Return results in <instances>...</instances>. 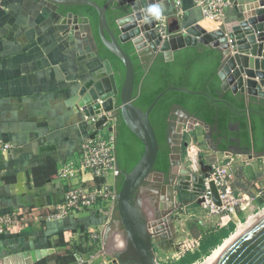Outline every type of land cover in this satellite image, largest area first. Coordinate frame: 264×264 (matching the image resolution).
Masks as SVG:
<instances>
[{
	"label": "water",
	"instance_id": "95a60500",
	"mask_svg": "<svg viewBox=\"0 0 264 264\" xmlns=\"http://www.w3.org/2000/svg\"><path fill=\"white\" fill-rule=\"evenodd\" d=\"M43 1L53 4L56 8L74 5L92 7L97 13L99 40L124 66L125 74L121 86L118 87L110 61L107 58H100L102 71L81 80L76 89L77 106L86 116L111 112L115 119L119 118L142 144L141 155L135 164L129 171L120 172L122 177L111 218H116L113 224L118 225L123 233L124 246L110 253L113 258L111 263L159 264L153 248L154 239L159 238L160 232L174 226L172 217L174 211L176 214L181 213L182 207L187 206L188 202H193L195 205L201 202V198L197 199V197L202 194L203 179L210 171L209 165L202 166L201 162L200 173L185 166L181 157L183 132L193 130L196 125L207 129L212 127L215 131L216 128L189 114L181 106H172L167 118V141L170 148L167 173L170 179L169 183L165 184V174L154 169L159 145L149 113L159 98L170 89L187 93L203 92L168 86L154 97L145 110L140 109L133 104L134 67L122 44L131 42L141 61H149L157 53H161L164 60L170 61L173 59L174 51L198 44L217 48L222 53V60L217 70L221 80L220 90L229 89L232 93L243 94L246 101L254 98L264 102V0H259L248 10L240 6L237 23L227 27L225 23L216 26L195 23L182 28L179 19L172 17L167 24L166 38H162L156 31L157 20L151 23L143 22L144 9L154 0H106L101 6L94 0ZM113 3L119 8L116 13H120L114 19L115 29L109 26L106 19V10ZM58 15L73 24L84 23L89 35H93L88 17L65 9ZM92 39L97 48L94 37ZM176 113L178 116L175 118ZM105 119L106 116H102L95 123V127H99ZM204 140L211 149L217 151V143L212 139L211 133H208ZM48 147L45 146V149ZM224 152L227 160L234 159L239 154L246 156V169L252 177L253 171L248 162L264 157V150H243L233 146H229ZM188 183L193 186L189 191L183 187ZM146 185L152 186V190L155 191L154 203H150V206L156 204L157 209L144 206L142 197L146 194ZM176 186L180 193L179 201L176 200ZM209 188L213 203L219 205L220 200L213 181L209 182ZM143 190L145 192L139 196ZM165 200L170 203L167 207ZM151 215L159 223L150 224ZM110 224L111 227L113 224ZM109 226L106 229L107 238ZM177 234L176 231L175 235ZM159 245L163 247L164 243L160 242ZM75 264H89V261L83 260L80 254H76ZM203 264H264V210Z\"/></svg>",
	"mask_w": 264,
	"mask_h": 264
},
{
	"label": "crops",
	"instance_id": "0c3cea01",
	"mask_svg": "<svg viewBox=\"0 0 264 264\" xmlns=\"http://www.w3.org/2000/svg\"><path fill=\"white\" fill-rule=\"evenodd\" d=\"M179 1L182 28L195 23L212 25L203 21L193 0ZM258 1H231L225 11V26L237 23L240 6L248 10ZM165 6V12H172L174 0L165 1ZM63 11L62 6L56 8L43 0H0V140L11 144V149L0 155V213L33 215L24 221V230L0 234V264H40L44 258L49 263L56 252L83 239V230L67 228L68 219H82L94 211L104 215L91 210L60 220L42 218L66 189L55 177L58 168L79 153L88 131L77 106L76 89L81 80L102 71L93 35L84 23L73 24L58 15ZM214 132L212 127L198 125L184 130V162L190 170L193 156L197 162L200 154L204 159L227 158L225 152L211 149L204 140ZM252 171H256L254 167ZM185 207L196 205L188 202ZM192 220L205 225L202 220Z\"/></svg>",
	"mask_w": 264,
	"mask_h": 264
},
{
	"label": "trees",
	"instance_id": "16d2710c",
	"mask_svg": "<svg viewBox=\"0 0 264 264\" xmlns=\"http://www.w3.org/2000/svg\"><path fill=\"white\" fill-rule=\"evenodd\" d=\"M103 5L106 0H94ZM66 11L88 17L92 34L96 41L98 55L101 59H108L112 65L118 87L121 86L125 69L121 61L111 54L101 43L97 33V13L87 5L63 7ZM116 3L106 10L109 26L115 29L114 19L120 13ZM117 32V31H116ZM122 48L129 56L134 67L133 104L145 110L154 97L168 86L183 87L193 92L187 93L176 89L166 91L156 102L149 113L150 122L155 130L159 149L154 169L167 173L169 167L170 148L167 141V118L174 105L181 106L189 114L200 118L206 124L216 128L212 139L217 143V151L224 152L229 146H237L243 150H264V102L254 98L246 101L243 94L232 93L231 90L221 91V80L217 70L222 60L219 49L207 45L187 46L173 53V59L164 60L161 53H157L149 61H141L131 42L122 44ZM115 137L116 164L121 171H129L138 160L142 152V144L138 138L118 118ZM122 174L116 181L119 188ZM263 198L258 199L262 203ZM105 218L96 211L82 219L69 220L68 229H86L89 223H100ZM235 228L233 221L227 226L210 227L198 234L200 245L194 252H186L178 260L169 264H191L201 257L208 255L211 250L226 238ZM87 243L90 242L88 236ZM85 237L75 246L71 245L66 251L56 252L57 255L40 264H75L76 254L82 247L86 248ZM78 247V248H77ZM91 245L88 251H91Z\"/></svg>",
	"mask_w": 264,
	"mask_h": 264
},
{
	"label": "built area",
	"instance_id": "2783aa9c",
	"mask_svg": "<svg viewBox=\"0 0 264 264\" xmlns=\"http://www.w3.org/2000/svg\"><path fill=\"white\" fill-rule=\"evenodd\" d=\"M193 3L202 14L203 21L215 26L225 22V11L231 4L230 0H193ZM182 14L180 1L174 0L172 12L164 14L162 19L157 20L156 31L162 38L168 36L167 24L170 18L180 19ZM102 116H106L105 121L99 127H95V123ZM83 122L88 126V131L82 137L79 153L66 159L56 172V179L63 181L66 189L62 199L42 216L46 221L78 217L91 210H98L107 217L114 206L117 193L116 181L120 176L115 157L117 120L111 112H102L96 115H84ZM10 149L9 142L0 140V155ZM209 167L210 171L202 183L203 192L197 197V199L201 198V202L193 208L182 207L181 213H177L179 219L201 221L202 217L198 210H202L209 216L217 217L216 221L220 220L219 225H224L228 219H233L238 211L244 212L250 206L252 198L247 191L232 184L236 173L234 159L225 158L211 162ZM244 178L241 174V180ZM210 181H213L217 188L219 205L212 201ZM31 217L33 215L30 212L26 215H22L21 211L0 213V234L10 230H24V221L27 222ZM106 222L87 226L82 233H89L90 241L95 242L100 239L101 226L104 227ZM184 233L182 238H178V232L175 239L178 245L173 248L170 256H166L170 261L178 260L186 252L198 250L200 236H192L187 230H184Z\"/></svg>",
	"mask_w": 264,
	"mask_h": 264
},
{
	"label": "rangeland",
	"instance_id": "374dc122",
	"mask_svg": "<svg viewBox=\"0 0 264 264\" xmlns=\"http://www.w3.org/2000/svg\"><path fill=\"white\" fill-rule=\"evenodd\" d=\"M186 142H182L181 145V157L183 160V163L185 164V166L188 168V164L186 162H184V157L185 156V149H186ZM195 159L196 164L198 169L194 168V163L192 162L191 167L192 170L196 173H200V166L199 163L201 162L202 166L205 165H209V163L211 162H216V161H221L223 159L220 158H212V157H207L205 160L203 159L202 154H200L198 156L199 160L197 162V159L195 156L192 157V159ZM247 161V157L244 155H236L234 157V165H235V177L233 178L232 184L234 187L238 186L240 188H243L247 191V193L250 195V197L252 198L250 201V206L247 208V210H245L244 212H237V214L233 217V219H228V221L226 223H224V225H219L218 222L220 223V220L216 221L217 217L214 216H209L206 214L205 211L200 210V216L202 217V221L205 222V225L202 226L200 224H198L196 221L192 220V219H183L181 221V219H179L178 215L176 214V212L174 211V213L172 214L173 217V224L174 226H172V228H168L167 230L160 232L161 234L158 235L159 238H155L154 239V244H153V248L155 251V254L157 256V260L159 262V264H169L171 261L169 259L166 258V256H170L173 253V246H177L178 242H175V239H177V236L175 235V232L178 231L179 235L178 238H182L185 233L184 230L189 231L190 235H198L200 233H202L205 230H208L210 227H221V226H227V223L229 221H233L234 224L236 225L238 222H245L246 220H248V217H251L253 215H255L254 213L256 211H258L264 204V157L261 158H257V159H252L248 162V164L250 165V167H254L256 171H254V177L250 176V174L248 173L247 169H246V165L245 162ZM189 169V168H188ZM243 171H246L247 174H245V178L243 180H241V174L243 173ZM145 187H147L146 192L145 190H143L142 192H140L139 196H141V194L143 192H145V196L142 197V199H144V206L148 205L150 206V203H154V196H155V191H153L150 186L146 185ZM184 188H186L187 191L192 189V184L183 186ZM175 192H176V200H180V193L179 190L177 189V186L175 187ZM189 194V193H188ZM159 196V195H158ZM153 197V198H152ZM262 199V203H258V199ZM147 201V202H146ZM165 206L168 205V201L165 200ZM152 209H157L156 204H153ZM109 216V217H108ZM107 217L105 216V220L104 222L108 221L107 223H104L105 226L102 227V233L100 236V239L93 242V241H89L87 243L86 241V237L88 236L89 238V233L84 232L82 234L83 237H85V247L86 248H81L79 251H84L82 252V259L83 260H88L89 264H112L111 260L112 258V254H110L112 251H109V236L107 238V233H106V229L107 227L110 225H112L114 222H116V218L112 219L111 218V213L110 215H108ZM108 218V219H107ZM150 224H154V220H149ZM113 226V225H112ZM110 227V226H109ZM105 232V233H104ZM174 233V234H173ZM109 234V231H108ZM162 236H165L164 238H162ZM162 239H161V238ZM108 239V240H107ZM170 239V242H169ZM160 242L164 243V246H160ZM91 245H94V247H92L91 251H88L89 248L87 247H91ZM78 248V247H77ZM209 255V254H208ZM206 255V256H208ZM206 256L201 257L199 260L195 261V262H201Z\"/></svg>",
	"mask_w": 264,
	"mask_h": 264
},
{
	"label": "bare ground",
	"instance_id": "6f19581e",
	"mask_svg": "<svg viewBox=\"0 0 264 264\" xmlns=\"http://www.w3.org/2000/svg\"><path fill=\"white\" fill-rule=\"evenodd\" d=\"M193 163H194V168L195 169H198L197 167V164L195 162V159L193 158ZM169 203V202H168ZM170 204V203H169ZM168 204V205H169ZM166 205V207L168 206ZM264 210V204L263 206L258 210L256 211L251 217H248L245 222H238L236 225H235V228L234 230L226 237L224 238L220 244H218L216 247H214L211 252L209 253L208 256H206L201 262H193L191 264H203L205 261H207L215 252H217L230 238H232L238 231H240L245 225H247L252 219H254L257 215H259L262 211ZM161 213V211H160ZM153 215H151V218L152 220H154V224H157L159 223V221L154 218V216L152 217ZM163 219V218H162ZM161 220V219H160ZM109 251H112V252H115L116 250H120L123 248L124 246V237H123V233L122 231L120 230V228L118 227V225H115L113 224V226H111L109 228ZM111 252V253H112Z\"/></svg>",
	"mask_w": 264,
	"mask_h": 264
},
{
	"label": "clouds",
	"instance_id": "9594fccd",
	"mask_svg": "<svg viewBox=\"0 0 264 264\" xmlns=\"http://www.w3.org/2000/svg\"><path fill=\"white\" fill-rule=\"evenodd\" d=\"M166 11L165 0H154L144 9V23H151L153 20H160Z\"/></svg>",
	"mask_w": 264,
	"mask_h": 264
},
{
	"label": "flooded vegetation",
	"instance_id": "af4514ba",
	"mask_svg": "<svg viewBox=\"0 0 264 264\" xmlns=\"http://www.w3.org/2000/svg\"><path fill=\"white\" fill-rule=\"evenodd\" d=\"M174 117H175V115H174ZM233 147H237V146H233ZM165 175H164V183L166 184H168L169 183V179H170V176H169V174L168 173H164ZM161 185H162V183H161Z\"/></svg>",
	"mask_w": 264,
	"mask_h": 264
}]
</instances>
